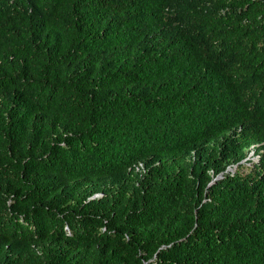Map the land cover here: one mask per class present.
Returning a JSON list of instances; mask_svg holds the SVG:
<instances>
[{
  "label": "trees",
  "instance_id": "1",
  "mask_svg": "<svg viewBox=\"0 0 264 264\" xmlns=\"http://www.w3.org/2000/svg\"><path fill=\"white\" fill-rule=\"evenodd\" d=\"M0 264H264V0H0Z\"/></svg>",
  "mask_w": 264,
  "mask_h": 264
},
{
  "label": "clouds",
  "instance_id": "2",
  "mask_svg": "<svg viewBox=\"0 0 264 264\" xmlns=\"http://www.w3.org/2000/svg\"><path fill=\"white\" fill-rule=\"evenodd\" d=\"M251 152H253L254 156L256 157L255 160H253V161L252 160H249V154ZM258 159H259V155L256 154L255 151H254V148L251 147L248 155L245 158L241 159L238 163L244 164V165L247 164V163H249V164H247V166L245 165V167H248V166L250 167V165H252L253 162H257ZM238 163H236V164H234L232 166H228L226 168V171H229V172L233 173L236 170ZM141 167H142V164L140 163L139 165L136 166V169H140Z\"/></svg>",
  "mask_w": 264,
  "mask_h": 264
},
{
  "label": "rangeland",
  "instance_id": "3",
  "mask_svg": "<svg viewBox=\"0 0 264 264\" xmlns=\"http://www.w3.org/2000/svg\"><path fill=\"white\" fill-rule=\"evenodd\" d=\"M255 158H256V157L254 156L253 152H251V153L249 154V160H252V161H253V160H255ZM247 164H249V163H247ZM247 164H245V165L247 166ZM250 166H251V165H250ZM245 170H247V169H244V168L242 169V171H245Z\"/></svg>",
  "mask_w": 264,
  "mask_h": 264
},
{
  "label": "water",
  "instance_id": "4",
  "mask_svg": "<svg viewBox=\"0 0 264 264\" xmlns=\"http://www.w3.org/2000/svg\"><path fill=\"white\" fill-rule=\"evenodd\" d=\"M97 196V195H96Z\"/></svg>",
  "mask_w": 264,
  "mask_h": 264
}]
</instances>
